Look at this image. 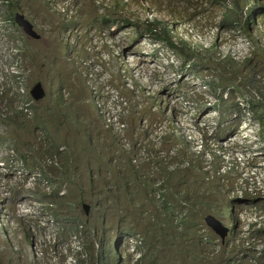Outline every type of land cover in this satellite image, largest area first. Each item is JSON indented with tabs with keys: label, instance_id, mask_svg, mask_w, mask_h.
Segmentation results:
<instances>
[{
	"label": "rangeland",
	"instance_id": "374dc122",
	"mask_svg": "<svg viewBox=\"0 0 264 264\" xmlns=\"http://www.w3.org/2000/svg\"><path fill=\"white\" fill-rule=\"evenodd\" d=\"M63 1H66L63 8L70 11L71 20L63 19L48 0H10L9 5L0 4L1 21L9 24L21 7L39 26L42 34L40 39L26 34L23 36V31L18 27L14 28L16 30L11 38L3 41V44L11 42L20 46L18 52L8 51L9 57L17 64V76L11 77L0 88L2 111L15 110L16 103L28 101L29 90L39 80L45 83L47 90L44 99L33 101L32 115L8 114V117L1 119L0 149L13 146L26 169L43 172V160L59 148L62 151L61 167L51 174V180L66 186L62 190L64 195L58 197V201H61L58 203L53 195L42 189L39 181L29 186L24 177L18 183H10L0 175V213L8 215L10 220L6 227L7 237L0 229V264H31L33 246L41 255L35 264H65V261H70L73 258L68 253L74 238L72 230L77 228L78 217L85 216L81 201L90 205L87 187L91 176L98 180V172L109 167V157H114L117 162L124 161L120 146L115 143L114 133L103 126L95 113L92 96L87 94L90 91L87 77L71 61L69 53L74 42L78 41L80 47L95 45L98 51L108 56L103 69L108 73L107 81L128 103L126 120L132 139L144 144L145 130L152 132L156 124L162 123L165 146L180 147L175 137L184 132L188 139L195 137L196 145L201 144L206 152L223 153L231 166L237 162L239 171L242 169L244 175L250 174L246 169L255 170V165L262 162L264 157V135L257 132L258 128L260 132L263 128L258 106L264 101V71H259V68L254 70L243 63V72L236 68L235 73L240 75H236L235 83L229 86L228 74L221 78V70L215 68L217 61L213 59L218 57L213 56H217V53L206 51L201 54L203 62L184 66L185 58L178 48L168 46L155 32L144 34L147 24L151 22L145 10L149 5L159 2L165 10V6L181 10L182 6L190 5L188 12L182 11L178 17L184 18L193 15L195 10L188 0H127L122 7L116 6L115 0H103L104 4L95 0ZM141 1L142 6L139 4ZM104 18L111 19V25L103 22ZM128 19L131 23L127 22ZM215 19L211 15V20L215 22ZM195 20L198 25L191 27L194 30L205 29L209 22L197 16ZM69 28L73 31H68ZM78 29L85 33L82 38L77 33ZM91 34L96 35L95 40ZM156 38L161 40L156 41ZM208 38L203 42L207 43ZM240 38L232 42L220 41L218 52L225 56L229 51L240 50ZM3 39L1 36V41ZM79 53L88 57L93 55L92 51L87 53L85 48H79ZM219 66L226 69L224 63ZM249 78L254 82L251 83ZM18 88H21L19 93ZM223 88H227L225 92ZM221 95L224 100L220 98ZM96 96L100 101L116 98L110 96L108 91L103 92V88ZM231 101L236 102L237 108L232 106ZM146 146L152 148V144L147 143ZM255 146L258 152H252ZM195 151L198 152V149ZM65 155L73 159L71 170L67 168L69 163ZM207 155L206 159L198 157L195 162L205 165L207 160L214 166L221 162V159ZM55 167L51 166L50 169ZM126 173L130 177L128 170ZM189 173L194 174L191 177L194 179L184 185H191L187 194L196 190L202 170L197 167ZM107 175L112 187L122 185L121 178ZM243 182L246 183L241 173L230 170L219 180L203 184L199 194L206 197L208 188L209 200L214 201L213 209L199 203L197 207L203 213L213 212L221 217L228 198L220 191L225 189L229 192L233 188L232 193ZM194 198L190 197L191 200ZM249 206L244 208L246 219L253 214ZM234 207H238V204L235 203ZM110 233H113L112 230ZM87 235L88 248H85L84 260L76 264H133L126 247L120 243H114L116 254L107 251L95 258L92 255L93 234L88 232ZM83 239L86 244L85 235Z\"/></svg>",
	"mask_w": 264,
	"mask_h": 264
},
{
	"label": "clouds",
	"instance_id": "9594fccd",
	"mask_svg": "<svg viewBox=\"0 0 264 264\" xmlns=\"http://www.w3.org/2000/svg\"><path fill=\"white\" fill-rule=\"evenodd\" d=\"M95 1L104 4L103 0ZM125 1L127 2V0H115V4L118 7H122ZM48 2L53 9L57 10L58 13L62 15L63 19L71 20V15L69 13L70 11L63 8V4H65L66 1L48 0ZM141 2L139 4L142 6L143 1ZM188 2L191 4V6H195V10L193 15L189 14L187 15L188 17L184 18L178 17L181 16L182 11L188 12L190 5H187V7L182 6L181 10L170 6H165V10L162 7L163 5L159 2V4L155 2L153 5H149L150 2H148L149 6L145 10L148 11L150 15L149 17H151V22L147 24L144 34L155 32V34H158L163 38L168 46L178 48L185 58L184 66H187V64L203 62L201 54L206 51H213V54L214 52L217 53V56H213V58L218 57L213 59L217 61V63H215V68L221 70V78L226 77V74H228L227 78L230 82L229 86L235 83L236 75H240L239 73H235L236 68L237 71L243 72L241 69V65L243 63H246L247 66H252V69L254 70L259 68V71H264V0H188ZM2 3L9 5L10 0H0V4ZM102 7L105 8L104 6ZM20 10L24 12L26 17L34 24V28L41 35L40 38H42V34L39 32V26L29 18L25 10L21 7H19L14 13L13 18L9 20V24L0 20V88L9 79V73H11L10 70L15 65L14 61H12V59L9 57L8 51H11L9 48L12 47L13 50L18 52V48L20 46V44H13L11 42H6L3 44V41L11 38L12 32L16 30L14 28L18 27L24 32H21L23 36L26 34L27 36L32 37L28 35L15 20V15ZM211 15L216 18L215 22L211 20ZM196 16L199 19L203 18L204 21L206 19L209 20V22L206 23L205 29L194 30L191 28L198 25V22L195 20ZM107 19L108 18H104L102 21L105 23H110L111 25L113 21L111 19ZM128 23H131V20H129ZM149 25H157L158 30H150ZM181 26H183V28H181ZM161 28H164L166 33L161 34ZM68 31L71 32L73 30L69 28ZM77 33L80 38L85 35V33L79 29L77 30ZM172 33H174V35ZM144 34H141V36ZM1 36L5 38L2 41ZM207 36H209L207 40L208 42L204 43L203 40H205ZM219 37L220 39L218 40ZM91 38L95 40L96 35L91 34ZM239 38L241 45L240 50L229 51L225 56H222L218 52L217 45L220 41L227 40L232 42ZM160 40L161 39L156 38V41ZM169 40L173 42L174 46L169 43ZM200 40H202V42H200ZM94 44H96V41H94ZM71 46L72 48L70 49L69 53L70 58H72L71 61H73V63L75 62L78 71H82V73L87 77V85L90 89V91H88L90 97L92 96L91 102L94 103L93 107L95 106L96 113L100 117L103 126L114 133L115 143L120 146L122 153L124 151L128 153L127 155L129 156L131 164L140 171L142 180L154 182V186L156 187L155 198L158 203H162L164 201V194L168 191V182L164 170L177 172L187 169L194 170L195 168L200 167L202 170L201 176L203 177L204 185H206V183H211V181L215 179L219 180L220 176L224 175V173L230 170L241 173V178L246 183H240L239 187H237V192L233 191L230 193L233 188L231 190L229 189V192H226L225 189L220 191L224 192L228 198L227 204L223 205L224 208L222 209L223 214L221 217L213 212L203 213L197 207L199 203L205 207L212 208L214 201L209 200L208 188L206 187V197H201L199 194L202 190H200L197 195L191 191L189 194H183L182 196L184 198L189 199L182 201V209L176 212L175 218L176 221L179 222L182 217H187L192 211L193 213L204 215L203 223L199 225V228L202 234L201 242L207 248L208 256L214 257V255H217L220 251H226L227 259L229 260L230 264H264V157L262 162L255 165V170L246 169V171L250 174L244 175L242 169L239 171L237 162L231 166L229 165L230 161L225 160L223 153L220 152V154L219 152L216 153L215 151L206 152V150H203V146L201 144L199 146L196 145L197 140L195 137L192 136L188 139L184 132H177L178 134L175 137L177 139V136H179L182 139V141H178L179 145H181V148L177 145L165 146L166 138L165 131L163 130L164 125L162 123H159L158 125L156 124L155 129L152 132L145 130V132H147V135L144 136L145 143H140L138 139L134 140L131 138V136L129 137L128 134L129 125L126 120L128 114L127 101H125L127 111L123 117V121L126 124L125 135L131 143V148L124 146L118 133L112 128L106 126L96 102L100 101V98L96 95L102 92V88L103 92L108 91L110 96H115L117 99H119V101H124L119 91L115 90L109 81H107L108 73L103 69V63L108 60V56L102 51H98L95 45L80 47L77 41ZM230 47L234 48L232 45ZM79 48H85L87 53L92 51L93 55L89 57L82 55L79 53ZM240 60L241 63H239ZM223 63L225 64L226 69L219 66ZM249 79L251 83L254 82L253 79ZM231 81L234 82L231 83ZM227 88H223V91L225 92ZM30 90L28 92L29 99L25 102H30L32 109V103L36 100L33 99ZM20 91L21 89L19 92ZM220 98L224 100L223 95H221ZM21 102L24 101H19L18 103ZM221 102L225 103L224 101ZM18 103H16L15 110L8 111L7 113L2 111L0 105V122H2L1 119L8 117V114L15 115L17 113H23L26 116L33 114V112L32 114H29L23 110L17 109ZM231 104L237 108L235 101H231ZM258 115L263 128L261 129V132L258 128L257 132L264 135V101L259 103ZM159 134H161L162 142L160 145L156 146L153 140ZM147 143L152 144L151 149L147 148ZM196 149H198V152L195 151ZM0 151V175L4 177L7 182L18 183L22 177H24L28 181L27 185L31 186V184H35L39 181L42 184V189L45 191L47 190L46 192H48L49 195H53V199L56 197L57 200L54 199L55 201L61 202L58 201V197L64 195V191L62 190L66 186L63 183L51 180V174H54L52 173V170L58 171V168L61 167L60 155L62 154V151L59 150V148H57L56 151L49 153V156L43 160V172L26 169L22 159L19 157L13 146L5 147L0 149ZM255 151L258 152L256 146L252 149V152ZM207 154L214 157L215 159H221V162L216 163V166L207 160L205 165H200L202 163L197 164L195 162L198 157L206 159V156H208ZM245 154L250 155L248 153ZM122 159L125 162H117V160L113 158L111 163H113V165L116 167H121L127 162L125 154H123ZM51 166L56 167L54 169H50ZM107 173H109V171ZM109 174L114 175L113 173ZM221 184L224 183L221 182ZM58 185H61V188H59L60 186ZM191 196H195L194 199L198 201L195 204V208L192 206L194 200L190 199ZM201 201H207L208 205L201 203ZM81 203L85 210V216L82 217L85 218L92 210V204L91 201L90 205L83 202ZM235 203L238 204V207H234ZM248 204H250L249 207L252 209L253 214L246 219L244 218V208ZM85 205L88 207V209L85 207ZM228 210H230L229 215ZM209 214L214 215L228 227L229 231L224 239L207 224L205 218ZM79 219L80 217H78L76 220V230H72L74 238L72 240V244L69 246L68 251V253L72 255L73 258H71L70 261H65V264H76L77 262L81 263V261L84 260L83 256L86 254L85 248H88V232L93 234L92 247L94 252L92 255L95 258H97V256L101 257L107 251L110 254H116L114 251V243L115 245L116 243H120L123 245V247H126L128 251V258H130L133 264H146V243L142 233L119 229H114L112 230L113 233H110L111 230H109L107 232V236L111 235L112 240L106 246L102 242V230L96 231L94 229H90L85 224L80 222ZM9 222V216L0 213V229H2L4 232L5 237L8 236L6 234V227ZM62 227L64 229L63 225ZM83 232L85 234H83ZM26 233L28 234V232ZM83 235L86 236V244L83 239ZM7 241L11 244V246H14V243H12L9 239ZM11 246H9V248ZM32 249L33 261L31 260V264H35L36 260H39L41 255L35 250L34 246ZM117 254H119V251Z\"/></svg>",
	"mask_w": 264,
	"mask_h": 264
},
{
	"label": "trees",
	"instance_id": "16d2710c",
	"mask_svg": "<svg viewBox=\"0 0 264 264\" xmlns=\"http://www.w3.org/2000/svg\"><path fill=\"white\" fill-rule=\"evenodd\" d=\"M149 29L158 30L157 25H149ZM160 32L166 33V30L161 28ZM169 43L173 45L171 40ZM177 140L182 141L179 136ZM122 154H125L127 159L124 165L116 167L111 163L114 157H109V167L106 171L101 169L98 172V180L91 176L87 190L90 194L92 210L85 218L80 217L79 221L90 229L102 230V242L106 246L112 240L111 235L107 236L109 230L142 233L146 243V264H230L226 251H220L214 257L207 255L208 251L201 242L202 234L199 228L203 223V214L192 211L187 217H182L179 222L176 221L175 214L182 209V201L189 199L182 195L191 188V185L187 187L184 185L194 179H191L194 174L189 173L194 170L177 172L164 170L168 191L164 194V201L158 203L155 198L154 182L142 180L140 171L131 164L128 153L124 151ZM64 158L67 164L69 163L67 168L71 170L72 157L65 155ZM127 170L130 172V177L127 176ZM108 171L122 179L120 187L111 186ZM52 173L55 174L56 171L52 170ZM197 183L199 185L194 191L196 195L203 185L202 176ZM58 186L61 188V185ZM54 199L57 200L56 197ZM197 202L194 199L192 205L194 208ZM201 203L208 205L207 201Z\"/></svg>",
	"mask_w": 264,
	"mask_h": 264
},
{
	"label": "built area",
	"instance_id": "2783aa9c",
	"mask_svg": "<svg viewBox=\"0 0 264 264\" xmlns=\"http://www.w3.org/2000/svg\"><path fill=\"white\" fill-rule=\"evenodd\" d=\"M9 50H13L12 47ZM17 64H15L9 73V79L17 75L15 68ZM8 79V80H9ZM7 82V81H6ZM21 89V88H20ZM19 88L16 89L18 92ZM101 117L104 120L106 126L115 130L120 136V140L123 142L124 146L131 148V143L127 136L125 135V122L123 121V117L126 114V103L125 101H119V99L114 98L112 101H96ZM17 109L23 110L29 114H32L31 104L30 102H21L18 103ZM155 145L158 146L161 144V134L156 136L153 140Z\"/></svg>",
	"mask_w": 264,
	"mask_h": 264
},
{
	"label": "water",
	"instance_id": "95a60500",
	"mask_svg": "<svg viewBox=\"0 0 264 264\" xmlns=\"http://www.w3.org/2000/svg\"><path fill=\"white\" fill-rule=\"evenodd\" d=\"M15 20L28 35H30L34 38H40L41 37V35L34 28V24L26 17L24 12H22L21 10L16 13ZM30 93H31L34 100H36V101L42 100L47 94L44 83L42 81L36 82L32 86ZM85 207H87V206L85 205ZM87 209H88V207H87ZM205 220H206L207 224L217 234H219L223 239L226 237L229 229L226 225L223 224V222L221 220H219L218 218H216L212 214H209L208 216H206Z\"/></svg>",
	"mask_w": 264,
	"mask_h": 264
},
{
	"label": "crops",
	"instance_id": "0c3cea01",
	"mask_svg": "<svg viewBox=\"0 0 264 264\" xmlns=\"http://www.w3.org/2000/svg\"><path fill=\"white\" fill-rule=\"evenodd\" d=\"M87 94H89V93H87ZM87 94H85V96H84L86 100H87V96H86ZM94 110H95V106H94ZM95 113H96V110H95Z\"/></svg>",
	"mask_w": 264,
	"mask_h": 264
},
{
	"label": "bare ground",
	"instance_id": "6f19581e",
	"mask_svg": "<svg viewBox=\"0 0 264 264\" xmlns=\"http://www.w3.org/2000/svg\"><path fill=\"white\" fill-rule=\"evenodd\" d=\"M172 34H174V33H172Z\"/></svg>",
	"mask_w": 264,
	"mask_h": 264
}]
</instances>
